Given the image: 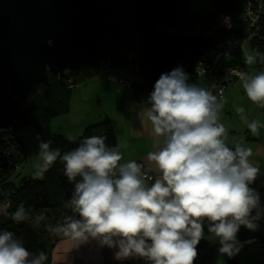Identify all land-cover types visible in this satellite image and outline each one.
I'll return each mask as SVG.
<instances>
[{
    "label": "clouds",
    "instance_id": "1",
    "mask_svg": "<svg viewBox=\"0 0 264 264\" xmlns=\"http://www.w3.org/2000/svg\"><path fill=\"white\" fill-rule=\"evenodd\" d=\"M244 59L247 65L257 60L264 64V53L253 50ZM239 78L247 98L264 108V72L241 73ZM220 107L212 87L189 83L182 66L160 75L138 113L142 124L145 119L150 122L156 146L147 154L148 171L156 173L150 185L141 162L121 163L126 144L110 146L106 136L92 135L62 154L51 148V140L37 136L32 179L43 180L59 159L63 174L74 185L66 206L75 215L65 216L49 230L116 249L114 258L119 261L194 264L207 223L208 239L219 242L218 253L237 255L242 247L237 238L240 228L254 231L264 218L260 195L250 187L260 169L249 159L250 147L239 142L229 146ZM245 123L254 136L264 127L258 120ZM0 215L34 227L44 219L43 215L33 218L24 204L14 212L0 209ZM46 260L45 252L32 253L14 232L0 230V264H45Z\"/></svg>",
    "mask_w": 264,
    "mask_h": 264
},
{
    "label": "trees",
    "instance_id": "2",
    "mask_svg": "<svg viewBox=\"0 0 264 264\" xmlns=\"http://www.w3.org/2000/svg\"><path fill=\"white\" fill-rule=\"evenodd\" d=\"M190 1L157 0L153 6V15L158 29L165 33L195 34L193 29L196 28L200 33L221 39L232 33L223 32L217 27L218 16H229L236 24L245 7L244 0H214L212 11L202 16L188 12ZM233 34L240 36L239 31ZM248 45L252 53L253 50L264 53V19L260 23L257 38ZM137 47L138 38L126 39L122 42L105 40L99 52L79 70L74 81L61 83L56 77L49 75L48 86L35 84L31 87L26 104H21L16 99L9 103L17 116V127L10 134L0 135V206L2 210L14 212L20 204H24L25 208L31 211L33 218L43 215L44 219L34 227L31 222L17 224L10 218L0 215V230L7 229L14 232L32 253L45 252L47 255L45 264H50L52 248L63 237V235L54 234L49 228H54L63 221L65 216L75 215L66 206L72 196L74 185L63 174V164L59 159L44 174L43 180H33L30 176L17 177L13 180L15 176H19L16 170L22 165L27 154V147L19 136V130L35 129L37 136L46 141L51 140V148H59L62 154L76 148L80 139L92 135L106 136V143L115 146L117 144L115 133L107 117L86 125L80 135L71 142L61 133H54L50 123L52 119L69 111L74 86L85 83L102 73L111 74L114 72V67L124 66L125 62L133 66L130 73L135 75ZM240 52L241 49L237 52L236 58ZM255 68L264 71V64L257 60ZM188 77L189 83H198L196 74L188 75ZM4 82L8 83V80ZM130 89L135 99H139L143 93H149L136 78L130 83ZM257 192L260 195L261 206L264 207V167L259 177ZM257 223L259 226L254 231L243 226L240 228L237 238L242 245L241 250L231 258L220 255L223 264H264V218ZM204 231L208 234L207 223L204 225ZM51 233L54 239L49 241L47 235ZM199 250L203 254L200 255L201 257L197 256L194 264H205L209 261L213 248L209 244L200 242L197 252Z\"/></svg>",
    "mask_w": 264,
    "mask_h": 264
},
{
    "label": "water",
    "instance_id": "3",
    "mask_svg": "<svg viewBox=\"0 0 264 264\" xmlns=\"http://www.w3.org/2000/svg\"><path fill=\"white\" fill-rule=\"evenodd\" d=\"M156 1L0 0V135L17 127L11 100L26 104L31 87L48 86L49 75L74 81L105 40L138 38L135 76L149 93L162 73L177 66L195 74L217 39L160 31Z\"/></svg>",
    "mask_w": 264,
    "mask_h": 264
},
{
    "label": "rangeland",
    "instance_id": "4",
    "mask_svg": "<svg viewBox=\"0 0 264 264\" xmlns=\"http://www.w3.org/2000/svg\"><path fill=\"white\" fill-rule=\"evenodd\" d=\"M213 1L214 0H191L189 3L188 12L194 15L206 16L212 11ZM193 32L200 33L196 28L193 29ZM245 53L252 54L248 44L242 46L241 52L237 56V59L235 61L239 65H241L247 73L258 74L260 72H264L263 70L256 69L255 64L247 65L244 59ZM123 67L127 68L129 71L131 70V68H133V66H131L130 64L128 65L127 62H125L124 66L114 67L113 71H120ZM107 77V74L102 73L101 75L96 76L85 83L74 86L73 88L76 89H73L72 91L73 97L69 103V111L64 115L51 120V130L54 133L62 134L63 132L73 139L78 137L82 130L77 132L78 130L76 128L78 125H81L83 114H95L101 108L99 100L101 98V94H103L104 92V82L109 83L111 81V79L109 80V78ZM135 78L136 76L133 73H130L128 81L130 83L134 82ZM110 84L112 86L119 85L117 83H114V81ZM197 85L200 87H204L203 80H198ZM82 86H87L85 90H87L86 94L88 95V99H86L85 102L84 100H82L81 103V95L75 93L76 90H78ZM107 101L108 100L105 101L106 104ZM218 101L221 104L219 110L220 122L223 123L224 126L228 129V144L233 146L235 143L239 142L244 146L250 147L252 149V156L249 159L254 166L260 169V172L258 173L256 180L250 185V187L258 191L259 177L262 173V167H264V164L263 166L261 164V162L264 163V127L260 128L259 136H254L247 128L245 120L247 122L258 120L261 125H264V108L259 107L257 104H254L247 98L242 88L241 80L236 81L232 86H228L225 90L224 99ZM82 104L85 105L84 108H81ZM238 107L244 109L243 113H238L236 111ZM85 126L86 125H84L83 128ZM19 136L27 147V154L22 165H20L16 170L19 176H15L13 180H15L17 177H32V173L34 171L33 163L37 159L38 142L35 129H20ZM0 208L2 207L0 206ZM47 238L49 239V241H52V239H54V236L51 233L47 235ZM209 263L210 261L206 262V264ZM211 264H222V259L220 254L218 253V250L214 251Z\"/></svg>",
    "mask_w": 264,
    "mask_h": 264
},
{
    "label": "crops",
    "instance_id": "5",
    "mask_svg": "<svg viewBox=\"0 0 264 264\" xmlns=\"http://www.w3.org/2000/svg\"><path fill=\"white\" fill-rule=\"evenodd\" d=\"M110 83H113V81L111 80L109 83L104 82V92L101 94L99 100L100 110L95 114H83L82 123L76 128L78 130L77 132L82 130L84 125L107 117L112 124L116 143L127 145L126 148H121L123 156L121 163L130 160L141 162L144 165V171L151 174L155 179L156 173L154 171H148L151 167V162L147 160V154L156 148L152 136L151 124L146 119L142 124L138 115L150 94L143 93L139 99H135L130 87L112 86ZM86 87L82 86L75 93L81 95V103L82 100L85 102L88 99V95L86 94L87 90H85ZM72 97L73 94L71 99ZM106 100H108L107 104L105 103ZM84 106L82 104L81 108H84ZM62 135L69 137L63 132ZM261 164L263 166L264 163L261 162ZM200 242L209 244L213 248L209 259V264H211L213 253L215 250H218L219 242L218 240H209L208 234H205V238ZM115 251L116 249H109L106 246L101 248L98 242L94 240L79 242L63 236L52 248L50 264H147L146 261L138 258L123 261L116 260L114 258Z\"/></svg>",
    "mask_w": 264,
    "mask_h": 264
},
{
    "label": "built area",
    "instance_id": "6",
    "mask_svg": "<svg viewBox=\"0 0 264 264\" xmlns=\"http://www.w3.org/2000/svg\"><path fill=\"white\" fill-rule=\"evenodd\" d=\"M244 1L245 7L238 23H233L229 16H218L217 27L223 32L232 34L217 39L215 48L204 54L198 62L195 72L197 79L203 80L205 88L212 87L213 94L217 96L218 100L224 99L225 90L228 86H232L236 81L240 80L241 73H247L235 61L236 54L243 45L257 38L260 23L264 19V0ZM225 18H229L230 27L225 23ZM236 31L240 32V36L233 34ZM129 75L130 71L127 68H122L120 71L108 74V78L122 87H130ZM147 175L148 179L146 182L151 184L154 181V177L149 173ZM202 254L203 252L199 250L197 256L199 257Z\"/></svg>",
    "mask_w": 264,
    "mask_h": 264
}]
</instances>
